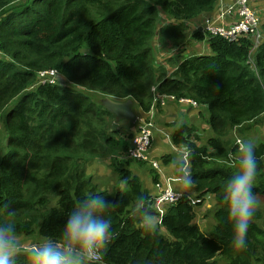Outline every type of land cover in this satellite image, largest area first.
<instances>
[{
  "label": "trees",
  "instance_id": "trees-1",
  "mask_svg": "<svg viewBox=\"0 0 264 264\" xmlns=\"http://www.w3.org/2000/svg\"><path fill=\"white\" fill-rule=\"evenodd\" d=\"M230 1L0 0V131L7 141L0 144V221L8 205L18 239H59L76 202L103 194L114 204L105 214L112 237L102 250L103 264H220L222 258L226 264H264L260 212L250 222L246 248L235 249L222 192L238 167L231 134L245 133L264 115V40L254 51L255 70L252 39L230 42L199 29ZM250 2L264 31V0ZM52 68L65 82L36 84L38 72ZM156 93L195 100L216 132L201 144L195 127L170 125L173 147L186 148L194 181L174 204L158 205L153 196L158 184L166 186L163 169L176 164V153L156 161L158 167L150 150L149 159L131 157L141 122L134 130L112 129L115 116L102 104L108 97L133 99L156 131L150 111L163 106H153ZM258 141L254 191L264 196V139ZM108 153L123 191L101 188L86 174L88 160ZM146 165L155 194L144 186ZM141 196L156 220L154 231L139 223ZM209 197L213 206L206 210ZM198 209L207 211L201 221L213 213L212 227L197 221ZM29 250L20 248L17 264H29Z\"/></svg>",
  "mask_w": 264,
  "mask_h": 264
},
{
  "label": "clouds",
  "instance_id": "clouds-1",
  "mask_svg": "<svg viewBox=\"0 0 264 264\" xmlns=\"http://www.w3.org/2000/svg\"><path fill=\"white\" fill-rule=\"evenodd\" d=\"M254 53L251 51L252 62ZM162 59L159 56L158 61L162 62ZM253 64L255 67V62ZM237 144L235 160L238 167L224 182L222 192L223 201L228 206V218L232 221V245L242 250L246 248L249 225L259 205L254 191L258 159L256 144L252 140H241ZM175 167L179 170V186L190 188L194 181L188 170L187 158L180 157ZM124 184L121 182V191ZM113 207V202L103 194L90 193L78 200L66 216L59 239L45 237L28 251L29 264H103L102 250L112 237V224L105 214ZM136 209L141 227L154 231L156 220L143 196L136 202ZM3 212L7 218L0 221V264H17L20 244L16 224L12 220L14 213L8 205L3 206Z\"/></svg>",
  "mask_w": 264,
  "mask_h": 264
},
{
  "label": "built area",
  "instance_id": "built-area-1",
  "mask_svg": "<svg viewBox=\"0 0 264 264\" xmlns=\"http://www.w3.org/2000/svg\"><path fill=\"white\" fill-rule=\"evenodd\" d=\"M262 19L258 12L252 8L250 0H231L227 4H222L216 17H208L199 29L204 34L221 36L230 42H237L243 38L253 40V48L255 51L264 40V31L262 30ZM164 62V60L162 61ZM64 79L61 78L60 72L57 69H46L38 72V82L36 84H57L62 83ZM168 101H176L182 105H191L197 107L195 100L187 97H176L175 95L167 93H156L154 105H166ZM141 122L140 132L134 137L132 147L129 154L131 157L138 159H149L147 153L152 146L154 124L148 122L143 115H138V120ZM241 142L240 139L237 143ZM154 165L158 167L155 161ZM159 193L153 196V200L158 205L174 204L180 201L185 196V192L176 190L170 186L163 187L161 184L157 185ZM194 203L200 199L190 197ZM35 246V245H34ZM34 246H31L34 247ZM28 247L27 249H31Z\"/></svg>",
  "mask_w": 264,
  "mask_h": 264
},
{
  "label": "crops",
  "instance_id": "crops-1",
  "mask_svg": "<svg viewBox=\"0 0 264 264\" xmlns=\"http://www.w3.org/2000/svg\"><path fill=\"white\" fill-rule=\"evenodd\" d=\"M229 1V0H227ZM202 46V45H201ZM200 47V46H199ZM202 48V47H201ZM207 47L205 48V50ZM170 54V53H169ZM158 53H156V56ZM136 105V103H135ZM134 105V110H135ZM161 106L160 104H157V106ZM195 106L191 105H182L180 103H174L170 102L167 103L165 106H161L160 108L151 109L150 113L155 115V123L157 126V129L154 134V140L152 147L150 149V158L155 161H161L162 157L167 154L176 153L175 155V162L180 159V157H186L187 151L186 148L183 147L180 151H176L173 147V142L171 139V135L174 127L170 126L171 124L175 123L177 126L183 123H188V125L195 127L197 129V134L200 136L199 143H205L206 141V133L210 129V126L207 124L205 117L201 114L202 112H205L201 108H194ZM202 112L200 113V111ZM135 112L138 114V112L135 110ZM140 112H142L140 108ZM116 121V118L114 119ZM119 125L125 131L134 130L133 124L126 119L118 120ZM170 133V134H169ZM240 138V137H236ZM245 138V137H243ZM242 141L243 139L240 138ZM247 138H245V141ZM144 172V171H143ZM164 176L163 179L166 183V186H170L172 188H176L177 190L182 189L178 184V177H177V168L175 167V164L172 163L170 165H165L164 169ZM147 179V185L150 188L152 193L155 194L156 188L153 187L152 183V177L146 178ZM264 202V198L262 199ZM160 210H162V207H158ZM258 211V210H257ZM263 209H261V217L257 220V223L261 226H264V214Z\"/></svg>",
  "mask_w": 264,
  "mask_h": 264
},
{
  "label": "rangeland",
  "instance_id": "rangeland-1",
  "mask_svg": "<svg viewBox=\"0 0 264 264\" xmlns=\"http://www.w3.org/2000/svg\"><path fill=\"white\" fill-rule=\"evenodd\" d=\"M194 44L195 43H193L191 46L189 45L190 47L188 46L191 51L195 49V47L193 46ZM156 58L158 61L159 56L157 55ZM91 94L93 95L94 99L101 100V97L98 96L97 93L91 92ZM135 110L138 112L139 116L143 115V112H140V108L137 105L135 106ZM260 118H261V123L256 124L253 128L247 130L245 133H240L239 131H235V134L232 133L230 137H233V138L240 137L243 139V141H245V138H243L245 136L247 140H252L254 143L259 142L258 140L262 141L264 139V115H262ZM117 128L122 129L121 125H118ZM215 134L216 132L213 129L208 130L206 133L207 141L210 137H214ZM0 144L4 146H6L7 144L6 136L4 132L2 131H0ZM136 166L137 164H135V167ZM86 168H87V172H86L87 176L91 177L92 182L96 183L101 188H108L110 191H112L113 188H116L117 186L121 185V182L119 181L117 174L114 172L113 167L111 166L109 153L108 155L105 154L103 156H98V157L88 160L86 164ZM145 169L141 168V171H144L145 175L148 178L151 177L150 171L147 165L145 166ZM147 183H148L147 179L144 178V186L148 188ZM257 198L259 201L257 210L261 213V209L264 210V202L262 200L264 196L257 195ZM52 205L56 206V199L52 200ZM206 206H207V208H205L206 210L213 206L212 197L208 198ZM206 212L200 211L198 209L197 221H201L200 219L202 218L203 213L205 215ZM262 212L264 214V211ZM215 220L216 219L214 218L213 213L211 212L209 215L206 216V218L203 219V221H201V225L204 224L206 228L212 227L213 224L215 223ZM162 229L164 228L162 227ZM18 241L20 244V248L27 249L28 247L31 248V246L37 245L41 240H39L38 236H36L33 238H27V237L19 238ZM226 263H227V260L225 258H222V260L220 261V264H226Z\"/></svg>",
  "mask_w": 264,
  "mask_h": 264
},
{
  "label": "water",
  "instance_id": "water-1",
  "mask_svg": "<svg viewBox=\"0 0 264 264\" xmlns=\"http://www.w3.org/2000/svg\"><path fill=\"white\" fill-rule=\"evenodd\" d=\"M102 104L116 118V121L113 122L112 129L117 128L119 125L118 120L126 119L131 123H135L138 120V115L134 110L135 101L133 99L117 101L108 97L103 99Z\"/></svg>",
  "mask_w": 264,
  "mask_h": 264
}]
</instances>
